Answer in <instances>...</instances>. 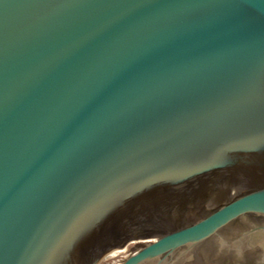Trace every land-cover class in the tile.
Here are the masks:
<instances>
[{"label": "water", "instance_id": "obj_1", "mask_svg": "<svg viewBox=\"0 0 264 264\" xmlns=\"http://www.w3.org/2000/svg\"><path fill=\"white\" fill-rule=\"evenodd\" d=\"M247 214L264 0H0V264H185Z\"/></svg>", "mask_w": 264, "mask_h": 264}, {"label": "flooded vegetation", "instance_id": "obj_2", "mask_svg": "<svg viewBox=\"0 0 264 264\" xmlns=\"http://www.w3.org/2000/svg\"><path fill=\"white\" fill-rule=\"evenodd\" d=\"M236 188L237 190L231 192L233 196L230 200H225L228 190L211 189L202 192L200 197L192 202L184 203L181 207L188 213L195 214L194 221L189 225L247 193L239 185ZM224 241L231 246L230 251L222 245ZM143 244L130 243L123 253L129 248L134 252ZM185 264H264V216L247 214L234 220L219 233L216 241L210 240L202 245L196 257Z\"/></svg>", "mask_w": 264, "mask_h": 264}, {"label": "rangeland", "instance_id": "obj_3", "mask_svg": "<svg viewBox=\"0 0 264 264\" xmlns=\"http://www.w3.org/2000/svg\"><path fill=\"white\" fill-rule=\"evenodd\" d=\"M219 188L224 189V185H218ZM131 249L129 248L127 252L121 254L119 257H116L115 259L105 260L102 261L100 264H120L124 259L127 258L128 253Z\"/></svg>", "mask_w": 264, "mask_h": 264}, {"label": "bare ground", "instance_id": "obj_4", "mask_svg": "<svg viewBox=\"0 0 264 264\" xmlns=\"http://www.w3.org/2000/svg\"><path fill=\"white\" fill-rule=\"evenodd\" d=\"M119 257V256H118ZM105 260H110V258H108V257H106V259Z\"/></svg>", "mask_w": 264, "mask_h": 264}]
</instances>
